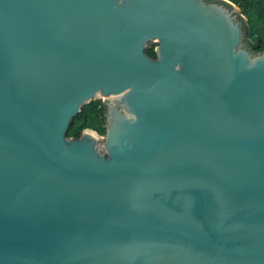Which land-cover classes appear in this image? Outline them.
<instances>
[{
	"label": "water",
	"instance_id": "obj_1",
	"mask_svg": "<svg viewBox=\"0 0 264 264\" xmlns=\"http://www.w3.org/2000/svg\"><path fill=\"white\" fill-rule=\"evenodd\" d=\"M245 21L231 0H0V264H264ZM99 98L105 135H68Z\"/></svg>",
	"mask_w": 264,
	"mask_h": 264
},
{
	"label": "trees",
	"instance_id": "obj_2",
	"mask_svg": "<svg viewBox=\"0 0 264 264\" xmlns=\"http://www.w3.org/2000/svg\"><path fill=\"white\" fill-rule=\"evenodd\" d=\"M241 7L247 17L244 22L246 46L254 52L264 50V0H231ZM152 43L146 48L148 54L156 57L155 46ZM95 129L102 135L106 133L105 107L101 99H94L82 107V111L74 117L68 135L78 137L84 128Z\"/></svg>",
	"mask_w": 264,
	"mask_h": 264
},
{
	"label": "rangeland",
	"instance_id": "obj_3",
	"mask_svg": "<svg viewBox=\"0 0 264 264\" xmlns=\"http://www.w3.org/2000/svg\"><path fill=\"white\" fill-rule=\"evenodd\" d=\"M244 40H245V39H244ZM152 43H156V42L150 41V42H148V45H151ZM99 99L102 100V98H99Z\"/></svg>",
	"mask_w": 264,
	"mask_h": 264
},
{
	"label": "flooded vegetation",
	"instance_id": "obj_4",
	"mask_svg": "<svg viewBox=\"0 0 264 264\" xmlns=\"http://www.w3.org/2000/svg\"><path fill=\"white\" fill-rule=\"evenodd\" d=\"M205 1H212V0H205Z\"/></svg>",
	"mask_w": 264,
	"mask_h": 264
}]
</instances>
